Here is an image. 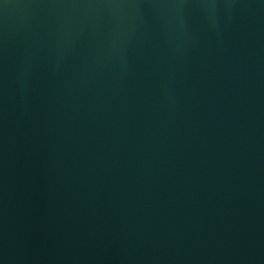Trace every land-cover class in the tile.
<instances>
[{"label": "water", "instance_id": "1", "mask_svg": "<svg viewBox=\"0 0 264 264\" xmlns=\"http://www.w3.org/2000/svg\"><path fill=\"white\" fill-rule=\"evenodd\" d=\"M0 264H264V0H0Z\"/></svg>", "mask_w": 264, "mask_h": 264}]
</instances>
